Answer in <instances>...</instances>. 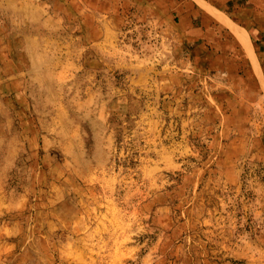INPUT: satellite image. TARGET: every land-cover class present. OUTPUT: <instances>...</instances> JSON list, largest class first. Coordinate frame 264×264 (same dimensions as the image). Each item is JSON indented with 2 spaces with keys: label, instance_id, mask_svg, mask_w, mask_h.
Instances as JSON below:
<instances>
[{
  "label": "rangeland",
  "instance_id": "374dc122",
  "mask_svg": "<svg viewBox=\"0 0 264 264\" xmlns=\"http://www.w3.org/2000/svg\"><path fill=\"white\" fill-rule=\"evenodd\" d=\"M0 264H264V0H0Z\"/></svg>",
  "mask_w": 264,
  "mask_h": 264
},
{
  "label": "bare ground",
  "instance_id": "6f19581e",
  "mask_svg": "<svg viewBox=\"0 0 264 264\" xmlns=\"http://www.w3.org/2000/svg\"><path fill=\"white\" fill-rule=\"evenodd\" d=\"M230 30H231V32L235 35L234 37H236V38H240L241 39V41H243V42H245L246 44H248L249 45V47H250V49H252L253 48V46H252V44H251V41H250V38L247 36V34L246 33H244V32H240L238 29H236L234 26H231L230 27ZM238 41V40H237ZM250 41V42H249ZM239 46V45H238ZM241 49V48H240ZM244 49H245V47H244ZM246 50V49H245ZM253 50V49H252ZM248 53V52H247ZM246 53V54H247ZM255 54V53H254ZM257 57V56H256ZM253 60V64L254 65H256L255 64V62H256V60L253 58L252 59ZM251 62V61H250ZM259 66V65H258ZM258 68V67H257Z\"/></svg>",
  "mask_w": 264,
  "mask_h": 264
}]
</instances>
